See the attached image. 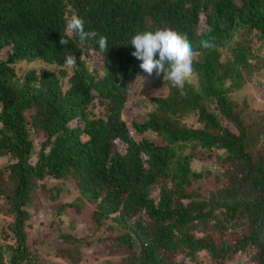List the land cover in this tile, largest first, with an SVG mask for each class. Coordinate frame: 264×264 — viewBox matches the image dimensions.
Returning a JSON list of instances; mask_svg holds the SVG:
<instances>
[{
    "label": "trees",
    "instance_id": "16d2710c",
    "mask_svg": "<svg viewBox=\"0 0 264 264\" xmlns=\"http://www.w3.org/2000/svg\"><path fill=\"white\" fill-rule=\"evenodd\" d=\"M165 27L194 75L137 90L131 37ZM90 257L264 264V0H0V264Z\"/></svg>",
    "mask_w": 264,
    "mask_h": 264
},
{
    "label": "clouds",
    "instance_id": "9594fccd",
    "mask_svg": "<svg viewBox=\"0 0 264 264\" xmlns=\"http://www.w3.org/2000/svg\"><path fill=\"white\" fill-rule=\"evenodd\" d=\"M65 31L78 35L81 41L94 40L98 37L96 31H86L83 19L75 14L67 19ZM67 43L68 41L61 37L60 44ZM97 44L100 52H108L106 36H99ZM130 45L135 49L131 55L141 61L139 67L148 76L154 72L157 76L163 74V80L169 81L178 90H182L186 82L192 79L193 62L197 53L186 34H181L171 27L140 31L131 37ZM201 46L210 47L207 41L202 42ZM76 64L75 55L70 54L65 58L66 67L71 68Z\"/></svg>",
    "mask_w": 264,
    "mask_h": 264
},
{
    "label": "rangeland",
    "instance_id": "374dc122",
    "mask_svg": "<svg viewBox=\"0 0 264 264\" xmlns=\"http://www.w3.org/2000/svg\"><path fill=\"white\" fill-rule=\"evenodd\" d=\"M245 47H246V43L245 42H240L239 43V45L237 46V50H239V51H244L245 50ZM89 58H90V60L93 62V63H95V64H97V60H96V55L95 54H92V53H90V55H89ZM25 62V61H24ZM38 60H32V61H27V62H25L26 64H16L17 66H20L22 69H25V68H28V67H32V66H37L38 65ZM16 66V67H17ZM154 76V74H152L151 76H148L147 74L144 76V77H142L141 79H140V81H139V85H137V87L135 88V89H137V90H140L141 88H147V86H146V83H149L150 81H151V79H152V77ZM128 109H127V111H128V115L126 116L128 119H130L131 118V116L133 115V114H135L136 113V111H141V108H137L136 107V105L135 106H133L132 104H130V105H128ZM133 108L132 109V111H130L129 112V109L130 108ZM158 134L161 136V137H163L164 139H168V133L166 132V131H164V130H161V131H159L158 132ZM201 165H202V162L201 161H198V160H193L192 161V167L194 168V169H199L200 167H201ZM69 195H73L75 192H74V190L70 187L69 188ZM60 195H61V197H64V196H66L67 194L65 193V192H60L59 193ZM46 200V199H45ZM44 200V201H45ZM86 214H87V212L84 210L83 211V213L80 215V217H85L86 216ZM39 227H38V221H36V225H35V229L37 230ZM43 251H46L45 249H43ZM175 257H177V258H183V253H182V251L181 250H177L176 251V253H175ZM100 258V257H99ZM53 259V258H52ZM101 259V258H100ZM87 264H106L105 263V261H104V259H101L100 260V262H98V260H95L94 258H92V257H90V260H89V262L87 263ZM200 264H205L204 262H202V263H200Z\"/></svg>",
    "mask_w": 264,
    "mask_h": 264
}]
</instances>
